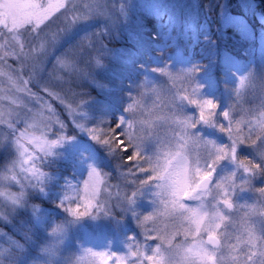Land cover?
<instances>
[{
  "label": "rangeland",
  "instance_id": "obj_1",
  "mask_svg": "<svg viewBox=\"0 0 264 264\" xmlns=\"http://www.w3.org/2000/svg\"><path fill=\"white\" fill-rule=\"evenodd\" d=\"M23 2L39 4L42 11H48L39 24L18 28L15 40L5 37L12 48L26 54L24 58L12 55L0 61V113L10 111L18 117L12 121L14 128L0 123V171L17 161L20 183L7 185L17 193L20 185L27 183L25 177L32 180L21 205L0 201V212L6 213L0 216V255L7 264H101L97 253L123 255L130 246L135 250L145 244L149 247L146 254L151 255L150 249L160 241L146 239L157 233L152 231L153 222L144 221V216L165 210L155 195V182L140 183L148 178L147 173L133 167L129 174L127 167L119 166L131 149L118 156L108 145L93 140L108 156L106 161L98 157L103 167L93 206L87 216L76 218L61 206L62 200L56 206L51 203L62 217L47 224L43 202L51 195L62 197L57 187L61 172L55 166H62L64 157L79 149L77 136L92 139L87 129L95 127L96 135L105 139V132L121 117L148 121L147 155L167 151V142L175 143L173 131L179 134L173 119L198 117L199 109L189 101L201 98L218 103V116L229 111L230 119H243L241 127L247 134L248 122L254 125L264 113V28L258 27L259 48L235 53L229 47L224 49L228 39L224 26L228 22L236 29L245 26L242 35L251 39L248 29L257 19L264 24V8L257 0H0V22L6 4L13 22L22 19ZM209 20L224 28L213 40L203 30ZM0 32L6 29L0 26ZM4 42L0 40V44ZM6 50L0 49V56ZM194 50L202 58L192 61ZM196 84L201 86L199 94L192 91ZM129 105L135 106L133 112L127 111ZM37 113L44 117L54 114V122L45 129L33 119ZM220 120L227 123L222 116ZM25 131L27 136L21 137L20 143L28 151L20 157L13 141ZM195 131L218 143L229 142L227 134L215 126L201 124ZM64 135L69 139L48 155L33 141H52ZM189 147L195 154L200 146ZM239 155L262 160L256 146H241ZM92 161L96 163V156ZM26 169L46 175L37 181ZM235 169L234 162L225 160L218 166L217 176ZM84 181L75 192L77 200L85 194ZM260 188H264V175L237 190L232 198L237 220L247 219L259 226L264 215ZM133 193H137L135 203L127 204L126 198L132 199ZM228 231L233 238L222 240V244H236L235 236L242 235V228L229 227ZM182 240L183 236H177L174 243ZM134 259L129 257L130 262ZM107 264H114V259Z\"/></svg>",
  "mask_w": 264,
  "mask_h": 264
},
{
  "label": "snow or ice",
  "instance_id": "obj_2",
  "mask_svg": "<svg viewBox=\"0 0 264 264\" xmlns=\"http://www.w3.org/2000/svg\"><path fill=\"white\" fill-rule=\"evenodd\" d=\"M24 15L18 22H13L7 14L8 5H5L6 15L0 26L6 32H0V40H5L0 44V49H7L0 56V61L8 56L15 55L18 59H23L26 55L22 51L12 48L6 36L16 39V30L25 24H39L44 18L48 9L41 10V6L35 3H22ZM59 7H64L60 4ZM12 77L8 73H2ZM13 84L16 82L13 80ZM26 83V82H25ZM243 83V81H241ZM201 86L196 84L193 93L199 94ZM47 91V89H45ZM199 109L198 117L185 116L183 119H173L179 129V134L174 130L172 141H168V150H155L151 155L145 151V142L150 139V134L145 125L148 121L127 119L121 117L114 126L109 127L105 132L107 138L101 139L96 135L97 128H89L87 131L93 140L99 141L109 146V151L120 156L129 152L121 162L120 167H127L128 173L133 171V167L141 173H147L148 178L141 181L143 185L155 182L157 189L155 195L159 203L163 206L164 212L155 216L149 214L144 216V221L153 222L152 231L157 233L154 237L146 239H157L160 242L151 250L152 254L147 255L149 247L147 244L142 249H135L130 246L127 253L120 255L114 252L97 253L101 259V264H107L108 260L114 259V264H264V215H262L259 226L247 219L239 221L233 212L235 205L233 196L237 190H243L244 185H250L257 175H264V113L255 124L248 122V133L244 134L241 127L244 120L230 119V112L224 111L217 114L218 103L212 98H201L190 100ZM70 107V106H69ZM134 105H129L128 112L134 111ZM5 115L8 117L4 119ZM51 114L44 117L42 113H37L33 119L39 120L42 126L47 129L54 122ZM227 120L223 123L220 117ZM18 118L12 112L0 113V123H7L9 128H14L12 121ZM58 122V121H55ZM215 126L220 131L227 134L229 142L218 143L213 139H206L195 130L198 125ZM83 127L82 124L78 125ZM118 129H123L118 131ZM63 131V125H61ZM27 131L20 133L13 143L17 148L20 157L27 153V148L20 143L21 137H26ZM9 139V138H5ZM69 137L61 136L57 140L48 141L44 138H33L37 147L45 153L52 154L56 145L61 144ZM190 145H198L199 151L192 153ZM256 146L261 161L249 157H241L239 150L241 146ZM225 160L234 162L236 169L222 176H217L218 166ZM22 164L23 161L21 160ZM141 164L147 167H141ZM17 161H12L7 167L0 171V185L19 184L16 175ZM39 181L46 173L36 169H26ZM239 174V175H238ZM100 171L95 166L90 168L88 179L84 181V202L85 211H80V204L76 208H68L67 211L76 218L88 215V209L93 206L92 201L99 194ZM26 184H21V188H28L32 184L31 178L25 177ZM237 180L240 181L237 184ZM39 186V185H37ZM264 195V188L258 190ZM13 204L20 203L17 198L25 195L24 191L19 193L3 194ZM137 193H133L132 199H127V204H134ZM67 199V197H66ZM192 201V203H189ZM64 207V204L61 205ZM0 216H3L0 214ZM139 221V219H138ZM142 224L143 222L140 221ZM229 227L234 230L242 228V235H236V244H222V240H230L233 233L229 232ZM223 228V231L221 229ZM147 231V229H146ZM259 233V235L257 234ZM177 236H183V240L174 243ZM190 238V239H189ZM134 239V238H133ZM165 245L167 247H165ZM237 252L238 255H226ZM129 257L134 260L129 261Z\"/></svg>",
  "mask_w": 264,
  "mask_h": 264
},
{
  "label": "trees",
  "instance_id": "obj_3",
  "mask_svg": "<svg viewBox=\"0 0 264 264\" xmlns=\"http://www.w3.org/2000/svg\"><path fill=\"white\" fill-rule=\"evenodd\" d=\"M258 4L264 8V0H257ZM209 24L206 28H203V30H207L209 34L211 35L210 39L213 40V36L217 35L218 33H221V30L224 28H221L220 26L214 25L213 22L209 20ZM253 28L248 29L250 32H252L253 36L250 39V37H245L243 29H247L245 26L240 29H236V27L233 25V23L228 22L224 27V31L227 34V45L225 48L229 47L235 52H246L249 49H257L260 47V39L258 37V27H263L264 24L261 23L258 19L257 22H254ZM213 26H216L217 29L213 31ZM238 33L240 35L238 36ZM215 34V35H214ZM243 34V35H242ZM204 37V35H203ZM238 41H237V40ZM237 41V43L235 42ZM229 49V50H230ZM228 51V50H225ZM201 57V53L198 50H194V54L191 58L192 61L199 60ZM217 58V57H216ZM251 64V63H249ZM79 140V149L77 148L76 151H74L72 154L65 156L62 160V166H55V170L61 173V178L59 180V185L57 186L61 190L62 197L57 195H51L49 197V200L46 202H43V206L45 207V214H46V220L47 224L58 222L61 219V212L57 210H53L51 203L53 206H56L61 200L64 204V207L66 209L68 208H76L77 204H80V211H85L84 204L82 203L81 198L77 200L76 191L80 190V184H83L85 176L87 177L86 170L91 166L93 163L92 159L95 160L96 156V163H93L94 166L98 169H101L103 166H101L98 163V157L103 158L105 161L108 159V156L106 155V150L103 147H98L95 145L96 143L93 142V139L87 138V136L84 137V134L82 136H77ZM94 153V155H93ZM60 193V192H59ZM75 193V194H74ZM67 197V199H66ZM88 211V210H87ZM70 212V211H69ZM33 252V251H32Z\"/></svg>",
  "mask_w": 264,
  "mask_h": 264
},
{
  "label": "clouds",
  "instance_id": "obj_4",
  "mask_svg": "<svg viewBox=\"0 0 264 264\" xmlns=\"http://www.w3.org/2000/svg\"><path fill=\"white\" fill-rule=\"evenodd\" d=\"M26 189L27 188H21L20 187V191H24L25 192V195L23 197H19V196L17 197L20 200V203L13 204L10 200H8L6 198V195H0V201L8 202V203H11L13 205H21L23 203L24 198L26 197ZM0 193H3V194H11V193H17V192H15L11 187H9L7 185H0ZM0 214H2L3 216H5L6 213L5 212H0ZM0 264H7V262L3 260L2 255H0Z\"/></svg>",
  "mask_w": 264,
  "mask_h": 264
}]
</instances>
